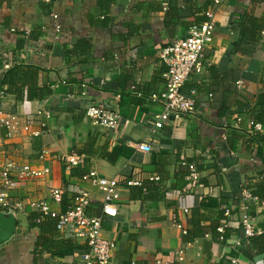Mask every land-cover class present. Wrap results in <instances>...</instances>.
Listing matches in <instances>:
<instances>
[{
	"label": "crops",
	"instance_id": "0c3cea01",
	"mask_svg": "<svg viewBox=\"0 0 264 264\" xmlns=\"http://www.w3.org/2000/svg\"><path fill=\"white\" fill-rule=\"evenodd\" d=\"M98 5V0H0V79L17 56L16 65L38 69L36 87L45 91L42 98L33 91L20 101L10 94L3 99L6 113L18 116L21 124L12 137L0 125V189L6 161L32 164L50 173L43 179L23 183L13 192V202L44 201L52 190L63 189L64 205L51 207L59 214L73 205L76 195L87 192L92 199L91 213L102 214L103 191L90 181L73 177L74 168L69 169L67 164L68 158L81 156L77 153L97 137L95 155H82L84 161L79 166L87 170L86 175L97 171L120 184L118 216L105 217L103 232L117 244L115 264H264V254L250 259L241 252L246 241L243 230L241 236L231 234L223 241L217 238L214 219L204 225L205 237L188 242L184 234L193 228L189 220L202 201L228 209L229 198L231 206L236 207L242 186L250 179L256 180L264 168L258 150L247 149V118L242 128L235 126L234 113L239 109L235 96L228 94L226 61L233 36L232 18L247 12L264 18V0H230L220 5L213 0H176L173 6L181 16L169 17L168 25L167 12L157 0H118L106 14ZM206 11L216 16L214 39L206 50L212 69L193 75L187 83L200 90L198 114L181 123H168L151 134L155 116L162 110L148 97L164 89L161 50L186 36L187 26ZM106 16L108 22L104 20ZM26 30L38 40L18 50ZM83 43H89L90 49L85 48L80 55L69 57L64 53L65 47L70 51ZM260 45L255 57L238 54L231 65L239 71L240 90L253 107L264 105V38ZM6 58L9 64H5ZM83 91L86 98L81 96ZM90 102L102 103L119 113V127H94L85 115ZM220 107L227 111L220 112ZM145 141L152 145L150 154L138 149ZM177 153L183 160L206 157L198 179L189 181L182 193H171L162 202L143 204L132 199V187L126 181L156 174L159 156L167 155L173 160ZM176 170L175 164L170 166L168 188L176 184ZM204 180L208 186L200 184ZM221 198L226 202L221 204ZM255 206L256 230L258 235H264V204L257 202ZM186 209L189 213H185ZM30 214H21L18 221ZM232 227L237 230L236 224ZM17 232L10 242L0 246V264H79L86 251L76 242L63 252L40 255L33 237H21ZM37 235L39 231L35 230ZM54 235L72 239L66 233ZM182 250L185 257L179 262Z\"/></svg>",
	"mask_w": 264,
	"mask_h": 264
},
{
	"label": "built area",
	"instance_id": "2783aa9c",
	"mask_svg": "<svg viewBox=\"0 0 264 264\" xmlns=\"http://www.w3.org/2000/svg\"><path fill=\"white\" fill-rule=\"evenodd\" d=\"M162 3L164 10L169 7V0H157ZM220 5L230 0H213ZM50 3L52 0H46ZM206 21L200 25L193 26L188 30L186 36L174 40L171 44L161 50V62L167 68L164 74L165 85L161 92L150 97V101L159 104L162 107L160 113L155 116V122L151 129V134H155L162 130L168 123H181L186 118L195 117L197 115V91L193 90L191 95L184 93L186 83L193 75H203L206 70L212 66L210 59L206 55L208 46L213 42L216 29V16L212 11L204 13ZM56 31L60 32L61 27L57 26ZM26 36L30 31L26 30ZM7 68H9L7 66ZM239 86L242 82L240 81ZM84 97L87 96L85 91L82 92ZM6 96L4 92H0V116L5 113L3 99ZM86 115L96 128L115 130L119 127L122 116L110 110L102 103L90 102L86 108ZM13 116L11 119L0 118V125L8 130V136L12 137L13 132L19 129L20 121ZM247 118L250 129V136L258 132L264 131L262 124H254L249 117H239L235 121L237 128H242ZM138 149L146 154L152 153V145L145 141L141 143ZM84 161L82 156H73L67 159L68 168L78 167ZM191 175L189 181H196L199 177L195 165H190ZM50 173V170L36 169L32 164L19 165L14 161H6L3 165L1 176L3 180L0 189V212L10 214L19 219L21 214L32 212L43 215H53L57 217L58 223L56 230L59 233L69 234L70 237L86 248V251L80 257L79 264H115V252L117 244L104 236L105 217L115 218L119 212V202L121 201L120 184L114 179L102 177L97 171H91L84 177V180L90 181L91 184L99 188L104 193L102 204V215L89 216L88 209L92 204L89 193L80 192L75 196L73 205L63 213H54L51 210L53 205H64L63 189L52 190L48 199L39 202L12 201L13 192L17 190L23 183L28 181H36L43 179ZM153 179L158 180L155 177ZM130 187L140 186L141 182L130 181L127 184ZM243 202L245 204V213L242 216L243 235L245 239L258 235L256 230L255 218L249 215L250 207L258 202V198L245 189L242 192ZM185 213H189L186 209ZM231 212L227 210L226 221L220 227L218 232L221 234L220 240L226 237L228 222L231 219ZM187 234V231H184ZM185 251H180L177 261H184ZM175 264V263H167ZM233 264H237L233 261Z\"/></svg>",
	"mask_w": 264,
	"mask_h": 264
},
{
	"label": "trees",
	"instance_id": "16d2710c",
	"mask_svg": "<svg viewBox=\"0 0 264 264\" xmlns=\"http://www.w3.org/2000/svg\"><path fill=\"white\" fill-rule=\"evenodd\" d=\"M118 0H98V8L104 12L105 14L110 11V7L113 3H117ZM174 2L176 0H169V9L166 10V20L167 25L169 23V17L175 16V14H179L181 16L179 9H174ZM173 6V7H172ZM162 10L164 8L162 7ZM48 11V9H47ZM207 12V11H206ZM106 22L109 21L107 16L104 19ZM206 21V17L203 13L201 18H197L194 23L188 25L187 29L189 30L193 26L200 25L201 23ZM231 30H232V39L230 43V47L228 49V94L231 96H235L236 104L238 106V112L234 113L235 120L239 117H249L255 124H262L264 126V105H260L258 107H253L250 100L246 97V95L240 90L239 82L240 73L237 70H233L231 65L234 60V56L238 54L244 55H252L256 56L258 50L262 48L260 45L261 40L264 38V18H259L254 15L253 12L238 14L232 18L231 21ZM26 33V32H25ZM38 40L35 34H30L26 36L23 35V39L18 44V50H23L27 46H31ZM174 41V40H173ZM168 46V45H167ZM90 49L89 43H83L76 45L72 48V50H68L67 47L64 48V53H68L70 56H76L83 53L84 49ZM15 55V53H14ZM5 60V59H4ZM17 56L14 58V62L11 63L9 70L4 73L3 77L0 79V92H4L6 95H14L17 100H23L25 95L29 94L31 96V92L36 91L38 93V98H42L45 96V91L43 89H39L36 87L37 77H38V69L33 66H24V65H16ZM5 64H9V61H5ZM164 66V71L162 73V82L165 85L164 74L167 71V68ZM212 69V67H210ZM209 68V69H210ZM208 69V70H209ZM211 71V70H210ZM206 73V72H205ZM212 76V71H211ZM189 82V81H188ZM187 82V83H188ZM185 85L184 93L187 95H191L192 91H197V104H199V88L195 86H189V84ZM83 86V84H82ZM50 90H47L46 93H50ZM158 92H154L149 94V98ZM82 96V93H81ZM86 98V97H85ZM198 108V105H197ZM220 112L225 113L227 110L224 107H220ZM230 113V107L228 106V114ZM198 114V109H197ZM86 115V111H85ZM225 115V114H224ZM197 116V115H196ZM243 126V125H242ZM250 136V135H249ZM98 139L91 138L86 144L83 152H79V155L85 156H94L95 148L97 146ZM256 148L258 153L262 157L264 161V131L258 132L250 136L247 149L249 151H253ZM206 157L200 156L199 159H182L181 155L177 153L175 158L172 160L170 156L160 155L159 156V166L156 170V174L154 175H146L138 180L130 179L127 180L126 184L130 181H138L141 182L140 186H133L131 188L132 199L139 200L143 204L150 201L162 202L165 201L171 193H182L184 189L188 186L189 182L188 177L191 175L190 165H195L197 172L203 170V163L205 162ZM86 159L85 162L86 163ZM175 164L177 166V170L175 172L176 184L168 188L166 183L169 181L170 171L169 168ZM81 167H77L72 169V176H79V178H83L86 176L87 170L80 169ZM87 169V164H86ZM159 178L158 180L153 178ZM200 184L203 186H208V182L206 180L201 181ZM240 194L236 197V207L231 206L230 199L228 198V209L222 208L221 206L215 205L212 206L211 201L206 200L202 201L200 207L195 208L192 211L191 218L189 220V224L193 227L188 230L186 234V241L191 242L196 239L205 237V229L204 225L214 219L216 222V226L214 229V234L217 238H220L221 234L217 231L218 227L222 226L226 221V212L229 210L231 212V219L228 222V228L226 230V236L229 237L231 234H236L238 236L242 235V216L245 213V204L242 198L243 190H249L254 197L258 198L259 204H264V168L260 170L256 180L250 179L247 184H244L241 188ZM227 200V199H226ZM225 198H221V204L226 202ZM213 201V200H212ZM92 207L88 209V215L95 217L100 216L102 214L91 213ZM210 211H213L212 216H210ZM256 206L253 205L250 207L249 215L253 218L256 217ZM236 218V219H235ZM235 220V221H234ZM237 221V222H236ZM236 222V223H235ZM58 219L53 215H43L40 213H32L29 216L22 217L18 223V234L23 237L25 235L33 237L32 241L35 243L36 252L40 255L45 253H57L63 252L65 250L71 249L75 245V241L73 239H58L54 234L57 232ZM236 224V229H232V225ZM23 228H26L24 230ZM35 230L39 231V235L34 236ZM26 231V232H25ZM29 233H28V232ZM244 233V232H243ZM35 237V238H34ZM245 248L241 249L243 254H246L250 259H253V256L263 255L264 254V235H256L252 238L246 239ZM243 244V245H244ZM251 252H254L251 254ZM233 264V263H228Z\"/></svg>",
	"mask_w": 264,
	"mask_h": 264
},
{
	"label": "water",
	"instance_id": "95a60500",
	"mask_svg": "<svg viewBox=\"0 0 264 264\" xmlns=\"http://www.w3.org/2000/svg\"><path fill=\"white\" fill-rule=\"evenodd\" d=\"M18 219L10 214L0 212V246L10 242L18 229Z\"/></svg>",
	"mask_w": 264,
	"mask_h": 264
},
{
	"label": "rangeland",
	"instance_id": "374dc122",
	"mask_svg": "<svg viewBox=\"0 0 264 264\" xmlns=\"http://www.w3.org/2000/svg\"><path fill=\"white\" fill-rule=\"evenodd\" d=\"M5 111V110H4ZM5 113H6V111H5ZM13 116H16V115H13V114H4L3 116L1 115L0 116V118H2L3 120H5V118H8V119H11ZM17 117V118H16ZM16 117H14V118H16V119H18L19 121H20V124H21V119L18 117V116H16ZM18 131V130H17ZM17 131L16 132H13V134H12V136L15 134V133H17Z\"/></svg>",
	"mask_w": 264,
	"mask_h": 264
}]
</instances>
